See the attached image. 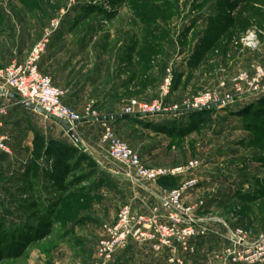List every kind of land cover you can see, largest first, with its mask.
I'll return each mask as SVG.
<instances>
[{"label": "crops", "instance_id": "crops-1", "mask_svg": "<svg viewBox=\"0 0 264 264\" xmlns=\"http://www.w3.org/2000/svg\"><path fill=\"white\" fill-rule=\"evenodd\" d=\"M19 1L4 0L12 17H5L8 11H4L0 3V70L13 62L22 63L48 30L46 21H40L45 17L37 14L45 13V7ZM165 1L173 6L174 15L157 20L159 31L154 33L155 51L147 56L156 64H148L147 68L140 63L145 30L138 19L136 30H133L135 17L131 8L111 18L103 34L82 23L84 6L51 11L66 16L61 17L58 29L49 36L38 69L50 78L54 87L65 92L64 105L78 114H83L90 106L100 119L113 118L120 116L129 98H143L148 92L146 99L156 92L152 96L155 97L159 85L156 80L164 76V65L170 59L166 50L172 48L173 57L184 61L186 51L193 49L194 53L195 43L199 44L205 36L208 19L222 11L229 13L227 9H220V0H190L191 22L187 26L180 25L181 29L184 28L178 31L176 26L179 22L174 20H178L183 0ZM14 2L17 5H11ZM50 10L47 8V12ZM80 13H83L81 17ZM231 13L234 23L221 28L224 31L214 43L215 49L217 45L228 44L229 33L233 36L242 34L244 27L236 28L241 15L246 18V13H253L255 25L264 28V3L261 1L240 2ZM76 14L78 19L74 20L73 15ZM114 23H117L115 28ZM160 32L166 36L161 38ZM188 34L189 40L186 39ZM182 37L187 45L178 44ZM173 43L180 47L174 48ZM194 55L189 57L190 62ZM205 55L211 56L213 61L228 57V53H222L220 57L218 53L211 52ZM198 62L184 67L176 63L180 70L173 71L172 91L183 83L188 67L190 71L195 70ZM153 86V89L149 88ZM0 106H8L0 134L6 139L9 151L8 154L0 151V225L14 233L36 236L18 257L2 259L0 264H93L97 243L104 237L102 226L114 223L122 205H129L133 212L144 216H150L153 208H159V198L153 195H160L164 188L163 180L145 184L152 196L141 195L133 187L129 188L130 198L124 196L122 185L127 186V182L118 174L116 164L99 149V121L75 125L72 129L74 141L55 122L2 94ZM139 119L142 118L130 121L112 119L108 123L122 127L127 123L139 124ZM59 145L67 151H75V159L81 155L86 159L74 165L75 160L71 161L68 153L59 152ZM56 160L59 165H56ZM88 161L92 166L86 165ZM142 162L148 168H159L147 160ZM249 202L247 200L245 204H251ZM241 211L239 209L238 219H233L235 215L231 214L222 221L229 228H241L249 240H254L264 232V211L259 213L254 207L252 215L249 211L244 214ZM158 214L165 216L160 209ZM225 235L223 226L212 225L203 237L189 240L193 253L183 252L178 244L155 252L150 244L131 240L124 250L115 254L112 264H177L171 263V259H178L182 264H220L219 258L227 246Z\"/></svg>", "mask_w": 264, "mask_h": 264}, {"label": "rangeland", "instance_id": "rangeland-1", "mask_svg": "<svg viewBox=\"0 0 264 264\" xmlns=\"http://www.w3.org/2000/svg\"><path fill=\"white\" fill-rule=\"evenodd\" d=\"M20 1V3L24 4L29 3L42 8L45 7V13L39 12L37 14L39 17L40 15L45 17L41 18L40 21H46L47 29L50 28L52 21L60 22L61 17L66 16L53 14L51 11L62 7L65 9L71 7L72 10L74 7L78 8L79 5L84 6L88 12L84 13L85 16L82 23L87 27L92 26V28L100 30L102 34L104 30L108 29L111 18L120 14V12L123 13L126 8H131L132 5L137 6L142 3V0ZM189 1L183 0L181 11H179L177 17L178 20H174V22H179V25L176 26L178 31L184 28L182 27L181 29L180 25L187 26L191 22ZM259 1L264 3V0H257V2ZM0 3H2L1 7L3 6V10L8 11L5 12V17H12L11 12L7 8V3L4 0H0ZM227 4L230 7L233 2L230 1ZM11 5H17V3L14 2ZM47 8L51 10L47 12ZM81 14L83 13H80L79 17H81ZM246 15V18H243L242 15L240 16L236 27H244L242 34L239 33L237 36H233L228 44L225 43L222 46H218L211 52L213 54L218 53L217 56L219 57L222 56V53H228V57H220L213 61L211 56H203L195 70L190 71V67H188L183 83L172 91L173 71L175 69L180 70V65L178 66L176 63H180L182 59L173 57L174 50L169 48L166 52L170 55V59L164 65V76L157 78L159 81L156 80L159 84L156 96L152 97L155 92L149 95V99H146L148 92L145 96H142L143 98H129L123 108L129 101L134 100L149 105L162 101V108L169 109L207 91H216L220 95L232 94L230 82L234 76L242 71L251 72L252 68L257 65L264 67V28L255 25L253 13L250 15L246 13ZM73 17L74 20L78 19L77 14L73 15ZM137 22L138 20L135 18L133 30H136ZM45 23H43L44 26ZM262 25H264V14L262 15ZM116 26L117 23H114L113 28ZM250 29H254L259 33L260 48L255 52L234 45V41ZM189 38L188 34L186 39L189 40ZM183 39L182 37L181 42L178 41V44L182 43L183 45L186 43ZM197 45L198 43H195V49ZM173 46L174 48L177 47L174 43ZM192 53L193 49L186 51L183 57V60H185L180 63L183 64V67L189 65V57L194 55L196 50ZM148 63L151 66L156 64L153 60H149ZM167 71L171 75V86L168 95L162 97L161 87L168 76ZM221 83H225L226 86L220 88ZM149 88L153 89L154 86ZM261 99H264V96L239 101L238 105L233 102L225 107L208 110L206 113L157 114L146 118L142 117V119H139V124L130 123L132 125H128L129 123H127V125L122 127H114V125H111L113 123H109L114 135L134 150L142 160H147L154 167L159 166V168L150 169H161L169 173L175 169L182 170L180 174L159 180L164 181V188L160 191V195H153L149 189L132 185L129 181L122 178L128 184L127 186L122 185L124 196L130 198L129 188L132 187L139 190L141 195H156L159 198L160 205L159 208H153L151 213L154 210H157V212L159 209L162 210V212H165V222L168 221V216L171 214H176V216L183 213L191 214L197 220H204L207 228L212 225L220 226V223H207L206 221L209 218L222 220V218L232 214V216L235 215L233 219H238L239 209L242 210V214L245 211H249V214L252 215V207L259 213L263 212L264 101H260ZM165 123H170L171 125H164ZM70 160H75V157ZM190 162H196V168L186 169ZM191 181L194 182V186L182 195L179 202L180 208L176 209V212L172 208L163 207L162 198L168 201L171 192L180 190ZM256 195L261 196V199H258L256 203H252L254 202L252 200V202L250 201L251 204H245V199L251 200ZM126 206L130 209L132 208L129 205ZM122 207L124 205L120 208ZM131 211L133 212L132 209ZM231 229L234 230L236 227Z\"/></svg>", "mask_w": 264, "mask_h": 264}, {"label": "built area", "instance_id": "built-area-1", "mask_svg": "<svg viewBox=\"0 0 264 264\" xmlns=\"http://www.w3.org/2000/svg\"><path fill=\"white\" fill-rule=\"evenodd\" d=\"M58 26L59 21L51 22L43 39L32 48L22 63L13 62L0 70V94L6 96L7 93H12L22 102L39 107L46 114L67 122L72 129L73 123L99 121L102 129L99 149L110 162L116 164L119 169L118 174L132 185L144 188L147 183L180 174L181 169H175L169 173L165 170L146 167L140 156L114 135L107 118L100 119L90 106L83 114H78L64 105L65 92L54 87L50 78L42 75L38 69V62L45 51L48 38L58 29ZM234 45L255 52L260 48L259 33L254 29L247 30L234 41ZM167 73L168 76L161 87L162 97L168 95L171 86V75L169 71ZM225 86V83H221L219 87ZM230 87L232 94L220 95L216 91H207L169 109L162 108V101L149 105L132 100L122 109L120 116L142 118L157 114L182 115L218 109L247 98L264 96V67L257 65L251 72H239L231 80ZM7 112L8 106H0V131L3 126L2 120ZM5 141L6 139L0 134V151L8 154ZM196 166V162H190L186 169L190 170ZM193 186L194 182L191 181L180 190L171 192L168 201L162 198L163 207L172 208L176 212V209L180 208L179 202L182 195ZM183 214L179 216L171 214L165 222V216L160 217L157 210H154L150 216H144L133 213L128 206L120 208L114 223L102 226L104 237L97 243L93 264H112L115 254L124 250L131 240L150 244L155 252H160L164 248L170 249L174 244H178L183 252L193 253L194 249L189 244V240L203 237L209 228L204 220H197L191 214ZM206 222L220 223V226L226 230L227 246L219 258L220 264H264V232L254 240H249L244 230L241 228L233 230L222 220L209 218ZM170 262L182 264L178 259H171Z\"/></svg>", "mask_w": 264, "mask_h": 264}, {"label": "trees", "instance_id": "trees-1", "mask_svg": "<svg viewBox=\"0 0 264 264\" xmlns=\"http://www.w3.org/2000/svg\"><path fill=\"white\" fill-rule=\"evenodd\" d=\"M29 1V0H27ZM35 2H39L38 0H34ZM230 1L233 2L232 6H227ZM246 0H220L219 2V7L220 9H227L229 11V13L222 11L221 13H219L217 16L214 17H210L208 19L209 22V27L208 29L205 31L204 33V37L199 41V44L197 45L196 48V53L193 56V58L191 59V62L189 63L190 66H194L197 64V62L199 61V59L203 56L204 53L206 52H212L216 45L214 44L215 42H217V40L220 38V35L223 33L224 28L227 23L229 25H232L233 19L231 18V12L233 10V8H235V6ZM27 5H30L29 3H27ZM84 9V13H87L88 11H86V9L83 7ZM131 9L134 13V17L137 18L138 20H140V22L142 23L143 27H144V38L142 40V43L144 46V49H142V51H140V55L143 54V56H141L140 59V63L143 64L144 68L148 67V62H149V55L153 54L155 51V32L157 33L158 28L156 25V22L158 19L161 18H168L172 15H174V10H173V6L164 1V0H142V3L140 5H132ZM85 16V14L82 16L81 19H83ZM218 17V18H216ZM166 34L164 32H160V37L163 38L165 37ZM233 37V33H229L228 35V40L230 41L231 38ZM219 46V45H217ZM149 54V55H148ZM148 63V64H147ZM260 101H264V99H261ZM208 110H203V111H199V112H205ZM194 113V112H192ZM198 114V112H197ZM194 115V114H193ZM191 115V116H193ZM135 117L133 116H115L113 118H108L107 120H133ZM191 118V117H190ZM59 152L66 154L68 153V157L70 159H73V157L75 156V151L72 150H68L64 147L59 145ZM86 159V156L81 155L78 156L75 161H74V165L77 166V164L81 163L83 160ZM56 165L58 164V160H56ZM89 166H92V162L88 161L86 162ZM261 196L256 195L255 197L253 196V198L250 199H245L246 201H252V200H257V199H261ZM40 231V230H39ZM18 233V234H17ZM36 236H31L29 235V233H21V232H13V231H9L3 228L2 225H0V260L2 259H13L18 257L23 249L27 246V244L30 243L31 240L35 239Z\"/></svg>", "mask_w": 264, "mask_h": 264}, {"label": "water", "instance_id": "water-1", "mask_svg": "<svg viewBox=\"0 0 264 264\" xmlns=\"http://www.w3.org/2000/svg\"><path fill=\"white\" fill-rule=\"evenodd\" d=\"M6 97L9 99H12L20 104H22L23 107L34 110L35 112L45 116L46 118L50 119L51 121L55 122L56 124H58L66 133L67 135L74 141H76L75 135L72 131V128L70 126V124H68L67 122L64 121H60L56 118H54L53 116L46 114L42 109H40L39 107H36L34 105H31L29 103L26 102H22L16 95L12 94V93H7ZM77 125V123H73V126Z\"/></svg>", "mask_w": 264, "mask_h": 264}]
</instances>
